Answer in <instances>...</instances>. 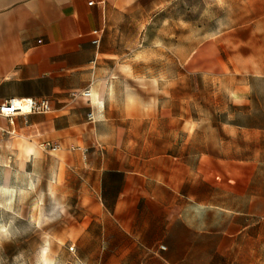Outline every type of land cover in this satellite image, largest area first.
Segmentation results:
<instances>
[{"label":"crops","instance_id":"crops-1","mask_svg":"<svg viewBox=\"0 0 264 264\" xmlns=\"http://www.w3.org/2000/svg\"><path fill=\"white\" fill-rule=\"evenodd\" d=\"M127 1L0 0V103L9 97H47L52 104L48 113L0 117V190L15 191L9 212L17 214L19 190L37 189L42 182L38 167L51 158L50 144L72 150L78 141L96 145L99 127L113 121L89 86L90 70L99 54L108 53L99 47L104 27ZM220 4L252 15L226 28L245 32L238 44L249 47L247 61L258 63L264 76V0ZM87 88L91 96L77 94ZM220 130L219 143L205 135L204 148L191 152L197 160L190 165L166 154L122 159L104 168L95 163L93 189L102 212L78 237L104 239L93 252L113 255L117 264H184L199 252H228L223 247L246 229L247 216L264 214V123L227 121ZM80 151L73 157H84ZM33 215L24 218L34 221ZM93 220L101 226L91 225Z\"/></svg>","mask_w":264,"mask_h":264},{"label":"rangeland","instance_id":"rangeland-1","mask_svg":"<svg viewBox=\"0 0 264 264\" xmlns=\"http://www.w3.org/2000/svg\"><path fill=\"white\" fill-rule=\"evenodd\" d=\"M220 1L128 0L116 8L99 46L108 53L92 64L89 82L113 121L99 127L96 145L78 141L73 150L53 149L47 165L38 167V188L18 191L17 214L0 207V225L9 232L0 236V264H117L113 255L93 252L104 239L78 237L102 212L93 189L95 163L104 168L166 154L190 165L205 135L219 143L222 123H264V76L258 63L247 61L249 47L238 44L245 32L226 28L252 15ZM80 150L84 157L74 158ZM33 212L36 220H25ZM247 217L246 229L223 247L228 252H199L184 264H264V214Z\"/></svg>","mask_w":264,"mask_h":264},{"label":"built area","instance_id":"built-area-1","mask_svg":"<svg viewBox=\"0 0 264 264\" xmlns=\"http://www.w3.org/2000/svg\"><path fill=\"white\" fill-rule=\"evenodd\" d=\"M92 42L98 45L100 42V30L93 31ZM85 96H90V90L86 89L81 92ZM52 111V104L47 97H9L0 103V117L12 118L16 115H26L30 113H48ZM89 120H93V112L90 111L87 114ZM57 144H50L49 148L55 149ZM161 248H165L164 245H160Z\"/></svg>","mask_w":264,"mask_h":264},{"label":"clouds","instance_id":"clouds-1","mask_svg":"<svg viewBox=\"0 0 264 264\" xmlns=\"http://www.w3.org/2000/svg\"><path fill=\"white\" fill-rule=\"evenodd\" d=\"M0 195L9 197V199H7L5 204H0V207H6L8 211H12L11 206L15 198V191L9 189H2L0 190ZM37 226H39L38 222H37ZM8 234H9L8 227L0 225V236H7ZM46 253H47V249H45L44 255H46ZM44 264H49V262L45 260Z\"/></svg>","mask_w":264,"mask_h":264},{"label":"bare ground","instance_id":"bare-ground-1","mask_svg":"<svg viewBox=\"0 0 264 264\" xmlns=\"http://www.w3.org/2000/svg\"><path fill=\"white\" fill-rule=\"evenodd\" d=\"M91 93V92H90Z\"/></svg>","mask_w":264,"mask_h":264}]
</instances>
